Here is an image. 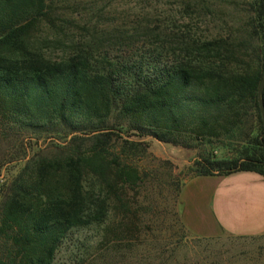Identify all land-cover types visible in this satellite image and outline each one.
<instances>
[{"label":"trees","instance_id":"16d2710c","mask_svg":"<svg viewBox=\"0 0 264 264\" xmlns=\"http://www.w3.org/2000/svg\"><path fill=\"white\" fill-rule=\"evenodd\" d=\"M251 1L233 34L183 40L182 54L163 63L110 57L95 41L54 59L44 46L61 42L63 21L51 0H0V165L24 157L20 130L52 138L0 194V264H56L75 231L101 223L112 202L126 208L139 174L127 159L145 152L142 136L187 147L241 140L238 155L203 157L193 176L264 175V0Z\"/></svg>","mask_w":264,"mask_h":264},{"label":"rangeland","instance_id":"374dc122","mask_svg":"<svg viewBox=\"0 0 264 264\" xmlns=\"http://www.w3.org/2000/svg\"><path fill=\"white\" fill-rule=\"evenodd\" d=\"M61 42L44 46L52 58L72 52L74 43H100L110 57L169 63L186 39L233 34L248 19L251 0H51ZM61 25V26H62ZM60 30V27H57ZM102 48V49H101ZM96 49V48H94ZM104 52V50H103ZM178 128L190 126L177 123ZM20 130L23 158L0 165V194L25 161L52 138ZM8 139V138H7ZM0 141V155L6 150ZM240 139V138H239ZM145 152L127 162L137 180L124 190L126 208L111 203L106 218L75 231L56 264H264V233L251 237L197 238L177 216V196L203 157L230 158L245 142L229 137L198 139L189 147L142 136ZM55 142H61V140Z\"/></svg>","mask_w":264,"mask_h":264},{"label":"crops","instance_id":"0c3cea01","mask_svg":"<svg viewBox=\"0 0 264 264\" xmlns=\"http://www.w3.org/2000/svg\"><path fill=\"white\" fill-rule=\"evenodd\" d=\"M177 215L193 237L264 233V175L253 170L195 175L177 196Z\"/></svg>","mask_w":264,"mask_h":264},{"label":"water","instance_id":"95a60500","mask_svg":"<svg viewBox=\"0 0 264 264\" xmlns=\"http://www.w3.org/2000/svg\"><path fill=\"white\" fill-rule=\"evenodd\" d=\"M263 90H264V71L262 74L260 84H259L258 89H257V102H258V107L260 110V116H261V119L263 122V128H264V101L262 98Z\"/></svg>","mask_w":264,"mask_h":264}]
</instances>
